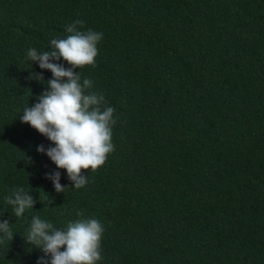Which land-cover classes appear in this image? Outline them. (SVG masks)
Instances as JSON below:
<instances>
[{"label": "trees", "instance_id": "1", "mask_svg": "<svg viewBox=\"0 0 264 264\" xmlns=\"http://www.w3.org/2000/svg\"><path fill=\"white\" fill-rule=\"evenodd\" d=\"M77 19L103 39L76 71L117 120L79 189L19 118L52 78L28 49ZM19 187L36 203L16 218L4 197ZM77 211L104 227L98 264H264V0H0V221L15 232L0 264H37L31 218L64 228Z\"/></svg>", "mask_w": 264, "mask_h": 264}, {"label": "clouds", "instance_id": "2", "mask_svg": "<svg viewBox=\"0 0 264 264\" xmlns=\"http://www.w3.org/2000/svg\"><path fill=\"white\" fill-rule=\"evenodd\" d=\"M83 26L84 21L79 19L66 25L68 35L51 39L49 50L28 49L26 59L38 63L40 69L50 70L52 78L46 81L47 90L38 102L24 107L19 117L52 142L54 146L40 144L36 150L46 154L57 169H65L76 189L88 182L82 169L96 171L115 150L112 133L117 123L115 108L108 106L104 94L91 91L94 82L89 78L81 81L80 71H76L86 65L95 67L98 44L103 39L102 32L82 31ZM61 58L68 67L53 62ZM30 78L45 81L42 73L33 72ZM45 175L56 192L68 187L60 183V171ZM30 193L19 187L4 197L14 217L20 218L34 208L36 200ZM76 216L78 219L69 221L64 228H56L38 215L31 218L24 238L28 245L44 253L37 264H98L104 227L82 211H77ZM14 233L8 220L0 221V244L11 242Z\"/></svg>", "mask_w": 264, "mask_h": 264}]
</instances>
